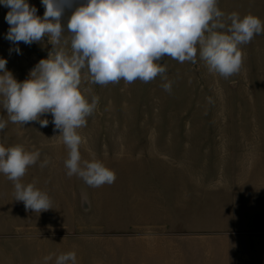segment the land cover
<instances>
[{
    "label": "rangeland",
    "instance_id": "rangeland-1",
    "mask_svg": "<svg viewBox=\"0 0 264 264\" xmlns=\"http://www.w3.org/2000/svg\"><path fill=\"white\" fill-rule=\"evenodd\" d=\"M27 2L43 17L42 0ZM218 8L264 22V0H218ZM9 10L0 5V58L22 82L52 45L45 37L10 51ZM63 39L70 49L66 31ZM239 47L242 66L228 78L210 72L199 52L195 63L164 57L166 79L148 83L93 84L82 70V94L99 99L77 130L79 151L114 171L111 185L67 175L69 149L50 113L41 116L46 127L23 126L0 105V144L40 152L20 182L46 192L52 207L26 210L0 173V264H56L68 252L76 264H264V247L254 244L264 235V34Z\"/></svg>",
    "mask_w": 264,
    "mask_h": 264
},
{
    "label": "clouds",
    "instance_id": "clouds-1",
    "mask_svg": "<svg viewBox=\"0 0 264 264\" xmlns=\"http://www.w3.org/2000/svg\"><path fill=\"white\" fill-rule=\"evenodd\" d=\"M0 5L10 9L5 16L10 25L5 38L14 46L10 51L19 54L21 42L41 43L45 37L52 45L47 58L22 82L6 68L7 60L0 58V105L12 123L23 126L38 121L46 127L49 121L41 116L50 113L69 149L64 162L67 175H77L91 187L111 185L116 175L100 161L81 158L82 137L77 130L87 125L99 99L94 96L89 102L82 94L83 69L93 84L148 83L158 75L166 79L167 69L158 63L164 57L195 63L199 52L210 72L228 78L242 66L239 46L264 34L260 18L236 12L225 18L218 0H42L43 17L27 0H0ZM65 31L70 49L63 46L69 45L68 39L62 41ZM162 87L171 91V82ZM6 123L0 119V131ZM39 158L38 150L0 144V173L14 182L15 200L23 202L26 210L41 213L52 208L48 194L20 182ZM49 162L45 158L40 166ZM83 199L88 202L87 196ZM56 264H76V253L59 255Z\"/></svg>",
    "mask_w": 264,
    "mask_h": 264
},
{
    "label": "crops",
    "instance_id": "crops-1",
    "mask_svg": "<svg viewBox=\"0 0 264 264\" xmlns=\"http://www.w3.org/2000/svg\"><path fill=\"white\" fill-rule=\"evenodd\" d=\"M239 225H240V227L242 226V224H239ZM258 242H261L262 245H263V247H264V235H263V238L258 239V241H256V243H254V244H255V245H258V244H259Z\"/></svg>",
    "mask_w": 264,
    "mask_h": 264
}]
</instances>
